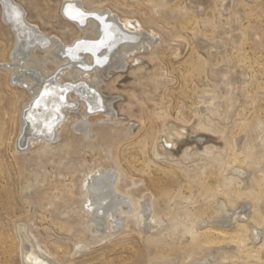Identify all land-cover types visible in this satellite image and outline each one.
I'll list each match as a JSON object with an SVG mask.
<instances>
[{"label": "rangeland", "instance_id": "obj_1", "mask_svg": "<svg viewBox=\"0 0 264 264\" xmlns=\"http://www.w3.org/2000/svg\"><path fill=\"white\" fill-rule=\"evenodd\" d=\"M17 1L66 44L79 34L61 15L65 0ZM88 1L138 20L155 42L104 78L115 115L90 109L94 131L82 142L62 129L57 140L16 145L26 94L0 67V264H23L20 226L53 264H264V234L251 237L264 229V0ZM12 40L0 18L2 65ZM163 127L181 133L168 148ZM67 136L73 146L60 150ZM43 142L55 148L40 153ZM112 163L125 175L121 188L148 199L157 222L143 230L125 217L127 226L101 238L83 225L79 181ZM226 208L247 217L222 226Z\"/></svg>", "mask_w": 264, "mask_h": 264}, {"label": "bare ground", "instance_id": "obj_2", "mask_svg": "<svg viewBox=\"0 0 264 264\" xmlns=\"http://www.w3.org/2000/svg\"><path fill=\"white\" fill-rule=\"evenodd\" d=\"M86 5L90 9L81 6L76 0L63 1L61 15L79 33L72 42L66 44L31 20L25 7L17 0H0L1 21L8 26L13 36L8 63L0 64V67L6 66L9 80L26 94V101L20 109L21 131L16 138V145L28 148L35 144L36 138H44L46 142H49L46 139L48 137L57 140L62 129L67 130V135L72 134V131L80 132L81 142L90 137L88 134L94 130L89 128V122L85 119L90 109H103L109 115H115L112 109L114 98L105 97L100 91L104 78L111 71L124 69L127 60H135L140 49H147L155 42L154 33L141 30L138 20L129 19L125 17L126 14L122 15L125 18L111 15L109 10L102 8L92 9L93 3L88 0ZM77 113L81 118L73 122ZM69 115L70 118H67ZM161 131L164 138L160 144H166V148L175 144L172 138L181 137V133L174 128L163 127ZM69 137L60 150L73 146L72 138ZM44 143L38 146L40 153H48L55 148ZM241 172L245 173L244 170ZM123 178L125 175L119 165L112 163L92 167L79 181V213L83 214V225L88 232H98L101 238H105L127 226L129 218L135 219L143 230L149 229L152 222H157L148 199L143 196L141 199L135 198L131 194L132 190L128 192L121 188L119 183ZM29 188L28 184L25 191ZM123 205L130 206L129 211L123 209ZM241 211L226 208L217 223L229 226L238 215L246 218V213ZM252 229L255 230V233L251 231L253 240L264 234V229L260 230L257 226ZM18 232L19 254L23 264H53L43 248L31 242L23 226L19 227ZM217 233L220 235L222 231ZM238 244L244 247L245 240L239 238ZM214 255L215 251L211 250L205 260H211Z\"/></svg>", "mask_w": 264, "mask_h": 264}]
</instances>
